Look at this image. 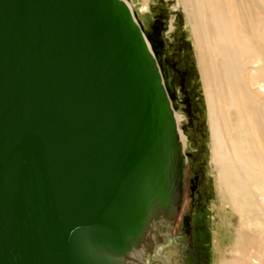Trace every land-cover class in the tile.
Masks as SVG:
<instances>
[{
	"label": "water",
	"instance_id": "95a60500",
	"mask_svg": "<svg viewBox=\"0 0 264 264\" xmlns=\"http://www.w3.org/2000/svg\"><path fill=\"white\" fill-rule=\"evenodd\" d=\"M129 0H0V264H157L184 202L169 88Z\"/></svg>",
	"mask_w": 264,
	"mask_h": 264
},
{
	"label": "bare ground",
	"instance_id": "6f19581e",
	"mask_svg": "<svg viewBox=\"0 0 264 264\" xmlns=\"http://www.w3.org/2000/svg\"><path fill=\"white\" fill-rule=\"evenodd\" d=\"M197 53L218 196L241 227L264 231V0H181ZM131 12V4H127ZM178 127L181 116L175 114ZM184 149V138L179 131ZM158 264H179L174 234ZM148 264V263H147ZM218 264H239L237 260Z\"/></svg>",
	"mask_w": 264,
	"mask_h": 264
},
{
	"label": "rangeland",
	"instance_id": "374dc122",
	"mask_svg": "<svg viewBox=\"0 0 264 264\" xmlns=\"http://www.w3.org/2000/svg\"><path fill=\"white\" fill-rule=\"evenodd\" d=\"M132 5L133 13L143 25L150 23L158 13L159 7L162 5V12L165 17V25L169 29H173V22L178 21L180 28L178 37L185 42L184 56L190 57V63L193 66V76L191 86L194 88L195 95L199 99L201 107V118L203 122L202 135L195 141L190 142L186 133L183 137L186 139L184 145V153L187 156L186 178L191 176L193 171H200L205 179L204 186L206 191H209L208 202L202 213L198 214L195 211L193 221L197 227L203 228L204 233L200 234L199 245L201 247L200 258L192 264H218L221 261L231 262L236 259L237 241H242V236L250 237L255 230L251 226L241 227L238 223V218L233 215L227 206H224L222 198L218 196L216 190L215 179L217 173L212 162L211 138L209 131V122L207 115V107L202 89L199 69L197 64V53L195 51L193 39L190 33L187 17L183 11L181 0H129ZM183 120L181 125L185 123V118L181 113ZM187 185V184H186ZM188 193V192H187ZM191 199L185 197V212H190ZM257 232V231H255ZM264 237V231L259 233ZM253 264L252 262H250ZM188 264V263H187Z\"/></svg>",
	"mask_w": 264,
	"mask_h": 264
},
{
	"label": "flooded vegetation",
	"instance_id": "af4514ba",
	"mask_svg": "<svg viewBox=\"0 0 264 264\" xmlns=\"http://www.w3.org/2000/svg\"><path fill=\"white\" fill-rule=\"evenodd\" d=\"M161 9L162 5L152 21L146 25L142 24V26L147 32L155 54L161 60L169 88L174 89L176 92L178 112L185 118L183 126L186 136L190 142H193L202 135L203 129L199 99L195 95L194 88L190 85L193 76V66L190 63V57L183 55L186 44L184 40L178 37L180 28L178 17L173 22V29H169L165 25V17ZM182 120L181 116V123ZM183 138L184 145H186V139L185 137ZM206 185L208 188L209 184H206L200 171H193L188 180L187 178L185 180L183 207L173 229L174 246L172 249L175 250L177 255L182 256L179 264H192L200 258V234L204 233V230L201 226L197 227L193 218L195 211L200 214L207 205L209 191L205 190L204 186ZM186 194L191 199L189 213L185 212ZM156 263L158 264V262Z\"/></svg>",
	"mask_w": 264,
	"mask_h": 264
},
{
	"label": "crops",
	"instance_id": "0c3cea01",
	"mask_svg": "<svg viewBox=\"0 0 264 264\" xmlns=\"http://www.w3.org/2000/svg\"><path fill=\"white\" fill-rule=\"evenodd\" d=\"M237 241L236 260L239 264H264V237L259 232H252L250 237L242 236Z\"/></svg>",
	"mask_w": 264,
	"mask_h": 264
}]
</instances>
